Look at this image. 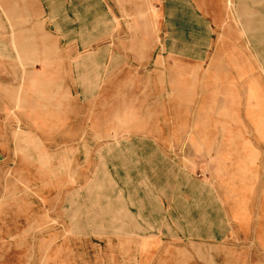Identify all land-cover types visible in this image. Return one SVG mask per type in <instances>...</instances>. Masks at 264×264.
<instances>
[{
	"label": "rangeland",
	"instance_id": "obj_1",
	"mask_svg": "<svg viewBox=\"0 0 264 264\" xmlns=\"http://www.w3.org/2000/svg\"><path fill=\"white\" fill-rule=\"evenodd\" d=\"M199 1L0 0V264H264L262 0L246 63L239 0Z\"/></svg>",
	"mask_w": 264,
	"mask_h": 264
},
{
	"label": "crops",
	"instance_id": "obj_2",
	"mask_svg": "<svg viewBox=\"0 0 264 264\" xmlns=\"http://www.w3.org/2000/svg\"><path fill=\"white\" fill-rule=\"evenodd\" d=\"M30 1L32 2L34 8L36 9H40L44 6L47 7V5H43L42 2L45 4H49L50 8L53 7V5H51L53 0H30ZM161 1L163 2V0ZM197 1L198 0H193V5H192L193 13H194L193 17L195 21L194 23H197V21H200L202 19L203 16L200 14V12L201 13L205 12L201 7L200 1L199 3H197ZM103 8L109 9L105 2L103 3ZM160 8L162 9V3L160 5ZM249 12H250L249 0H239L237 3V15L240 18V25H241L240 31L242 32L241 34L242 43L244 41L243 45L242 46L238 45V46H235V48H230V49L227 48L226 45L221 48L215 47L214 56L229 57V58L240 57L241 61H243V58H244V61H245V58L247 61L248 50H249V45H248V42H249V32H248ZM254 13H255V18H256V24L258 26H263V30H264V0H262L261 4H258L256 8H254ZM257 36L258 37L260 36L261 41H264V31L258 32ZM261 46L263 48L264 44ZM233 49H235V51ZM197 51L199 54L198 56L200 57V53H201L200 46L197 48ZM104 53H103L104 56L105 55L106 56H119L120 55V53L118 52H110V53H105V54ZM114 69H116L115 66L113 68V71ZM215 87L217 88L220 86L216 85ZM135 202H136V206L138 207V211L135 214V217H142L144 209H142L141 201L137 199ZM183 205L184 203L182 202L181 206ZM217 213H218L217 210H212L208 213L200 215V216H204L203 223L201 224H192L193 219L190 220L188 223L184 222L185 226H187V230H185L186 234H189V233L191 234V232H193L195 235L205 236V237H199V238L208 240L209 242H220L223 239H226L229 236L228 235L229 230H232V229L231 227H229L228 220H226L225 218L226 214L221 212L222 214L218 215ZM185 215H186V218L189 217L187 212ZM208 217H210L211 219ZM134 230L136 232V228H134ZM231 233H233V231Z\"/></svg>",
	"mask_w": 264,
	"mask_h": 264
}]
</instances>
